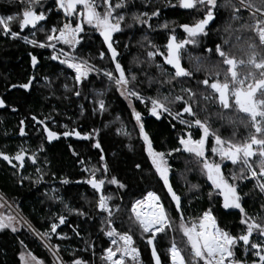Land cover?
Returning a JSON list of instances; mask_svg holds the SVG:
<instances>
[{
    "label": "trees",
    "instance_id": "16d2710c",
    "mask_svg": "<svg viewBox=\"0 0 264 264\" xmlns=\"http://www.w3.org/2000/svg\"><path fill=\"white\" fill-rule=\"evenodd\" d=\"M238 1L230 0L229 4L226 0H217V7L213 9L214 19L206 26V34L198 35L196 44L186 45L181 52V64L192 75L176 79L171 78L174 69L163 62V56L156 55L150 59L147 52L157 49L165 51L164 46L170 35L175 36L177 42L188 38L180 25H191L201 19L205 9L199 6L180 8L179 0H126L125 7L117 9V13L125 15V20L121 31L113 34V47L118 53L116 59L130 82L128 87L139 93L145 99L144 103L134 97L129 99L122 96L114 82L104 76L103 73L113 71L115 65L102 37L90 26L85 25L75 54L88 60L98 71H92L79 85L74 81V71L59 62L63 56L53 60L51 48L25 42L23 37L46 43L45 36L49 29L53 25H62L63 14L55 11L53 0L40 1L36 6L35 10L43 11L46 16L36 29L29 27L21 31L18 23L14 22L11 28L19 33L18 38L0 34V100L4 102V106L0 107V152L10 157L21 149L26 152L23 167L13 168L12 164L17 163L15 160L9 164L0 158V192L10 199L37 231L49 234L44 237L58 249L66 264H71L74 259L86 264H104V250L112 246L111 239L104 234L109 230V225L104 222L107 213L97 207L99 194L85 182L90 178L89 170L93 168L100 169L95 174L96 178L105 180L101 192L111 196L108 201L112 212L111 227L119 233L128 232L140 253L138 262L127 259L125 264H154L151 246L142 238L131 212L132 204L144 198L150 190L161 197L165 211L173 221L172 228L166 233H158L154 240L163 264H170L167 249L173 240L182 250L185 248V238L178 230L179 214L151 165L140 136V127L132 114L133 109L140 113V123L152 148L165 153L169 183L181 198L184 220L197 221L205 210L211 208L221 229L234 236L244 231L246 226L240 223L239 210L222 207L219 192L202 174L196 158L183 151L172 152L181 147L178 138L187 132H191L194 139H199V129L181 124L180 118L174 120L167 112H160L159 118L151 115L148 100L149 97L164 96L171 100L175 95H181L184 98L182 101L168 104L173 114L181 111L187 101L196 113L195 118L201 121L207 118L208 126L222 138L242 141L248 135L251 129L239 122V116L222 110L217 102L204 99L201 94L208 95L211 89L200 83L205 78L210 82L215 78L213 73L219 60L214 53L216 45H222L225 51L234 53L238 60L244 58L239 49L244 40L253 34L241 26L251 24L252 20L250 11L241 7ZM252 3L264 8V0H252ZM230 5L240 8L236 13L239 19H232L233 7ZM22 10L23 5L19 1L0 0V16L22 13ZM98 10L102 11V8ZM155 10H159V14L151 16ZM141 13L149 14L150 19L142 17L148 19V24L133 21L132 16ZM237 35L241 37L239 44L236 43ZM225 40L229 41L228 45L224 44ZM60 47L57 44V49ZM61 48L68 50L66 45ZM100 52L105 53L103 59ZM32 56L37 57L35 66L32 65ZM29 80L32 84L30 90L20 87ZM182 89H191L194 96L189 97ZM75 91H79L80 95H75ZM100 100L104 102L103 110L98 103ZM222 112L231 116L234 123L221 120L217 113ZM33 117L36 119L33 120ZM181 118L185 121L194 119L186 113ZM45 126L56 132L58 138L49 141L43 131ZM21 127L24 129L23 136L20 135ZM73 130L81 135L69 138L63 135ZM85 135L89 139H84ZM97 142L101 145L99 149L94 147ZM211 143L210 136L206 155L210 160L219 161V157L211 155ZM169 152H172L171 156L167 155ZM33 155L35 163L27 158ZM101 155L104 156L103 161L100 160ZM103 165L107 166V172H104ZM227 168V178L232 182L231 175L234 171L239 172V167L230 162ZM112 177L124 187L108 183ZM236 183L247 216L264 218V194L255 187V181L244 179ZM192 185L197 187L193 188ZM61 215L65 217L63 224L58 219ZM52 223L58 225L56 233L50 231ZM253 237L256 242L259 241L256 233ZM23 252L31 253L43 264H55L47 249L25 226H20L15 232L11 228L0 231V264H22ZM182 254L187 255V252L182 251ZM235 256L247 261V264L257 259L250 249L245 250L242 242L236 246Z\"/></svg>",
    "mask_w": 264,
    "mask_h": 264
},
{
    "label": "snow or ice",
    "instance_id": "6c2138e0",
    "mask_svg": "<svg viewBox=\"0 0 264 264\" xmlns=\"http://www.w3.org/2000/svg\"><path fill=\"white\" fill-rule=\"evenodd\" d=\"M226 2L230 4V0H226ZM20 3L23 5L22 13L0 16V34L10 35L11 38L15 39L19 37V33L12 30V23H18L19 29L23 31L29 26L36 29L39 22L46 19L43 11L37 12L35 10L40 0H20ZM55 4L58 9L62 10L65 22L59 27L53 25L49 29L45 36L46 43L23 37L25 42L41 48H51L53 50L51 59L53 60L63 56L64 58L60 59L59 62L74 71V81L79 85L83 79H87L90 72L98 70L95 69L94 65L89 64L88 60L78 58L63 48L57 49V44L66 45L74 51L80 43V34L84 31V25L90 26L103 37V43L107 46V50L111 54L112 63L115 65L114 70L105 71L103 73L104 76L109 81L114 82L117 91L122 96L129 99L134 97L144 103L145 99L128 87L130 82L126 78L121 64L117 62L118 53L111 42L112 34L121 31L122 22L125 20L124 14L117 13V9L125 7V0H117L115 4L111 0H55ZM239 4L250 11L252 20L251 24L245 23L241 26V28L253 34L244 40L243 46L239 49L243 53L244 58L238 60L234 53L225 51L222 45H216L214 53L219 57V60L217 61V70L213 73L215 78L211 82L208 78H205L200 83L211 89L208 95L201 94L204 99L217 102L222 110H229L239 116V122L245 128L251 129L248 135L242 141L222 138L211 130L210 126H208L207 118L204 121L195 118L196 113L187 101L184 102L181 111L173 114L168 104L182 101L184 98L181 95H175L171 100L167 96L163 98L149 97L148 100L151 103V108L149 109L151 115L159 118L160 112H167L174 120L180 118L179 122L181 124H187L189 128L195 126L199 129L201 133L199 139H193L191 132H187L178 138V143L181 147L173 149L172 152L183 151L196 158L202 174L206 176L211 187L218 189L219 195L223 197L222 207L224 209L239 210L241 215L240 223L246 226L241 234L234 236L228 231L221 229L212 215L211 208L205 210L197 221L186 222L184 220L181 198L173 191L169 183V166L165 159V153L157 152L152 148L149 137L140 123V113L136 112L135 109L132 112L140 127V136L144 141L145 151L151 160V165L163 182V187L167 189L168 195H170L172 202L176 205V212L179 214L178 230L185 238V248L182 250L173 240L171 246L167 249V259L170 264H247V261L239 260L235 256V248L240 242H242L246 251L250 249L251 254L257 258L252 261V264H264V218L257 219L247 216L245 209L242 207V197L236 183V181L251 179L255 181V187L259 189L260 193L264 194V8L254 6L252 0H239ZM197 6L205 9L202 18L191 25H180L188 38L177 42L176 37L170 35L167 44L164 46L165 51L157 49L155 52H147V56L150 59L156 55L163 56V62L174 69V73L171 76L172 79L190 77L192 75L181 64V52L185 50L186 45H195L198 35L206 34V26L214 19L213 9L217 7V0H179L180 8L193 9ZM230 6L233 7L232 19H239L240 17L236 13L240 11V8L233 5ZM101 8L102 11H99L98 9ZM257 13L260 15L257 16ZM158 14L159 10H155L151 13V16H157ZM142 17L150 19L148 13L134 14L132 19L136 23L148 24V19H142ZM164 27L167 26L164 25ZM240 41L241 37L237 35L236 43L239 44ZM224 44L228 45L229 41L225 40ZM235 46L233 45V47ZM152 47L155 46L153 45ZM206 51L212 52L213 50L207 49ZM99 55L103 59L105 53L100 52ZM31 61L32 65L35 66L37 57L32 56ZM114 73L118 75H114ZM220 77H223V79L221 80ZM132 79L135 80V77L133 76ZM30 83L31 80H29V83L20 85V87L27 89ZM182 91L187 92L189 97L194 96L191 89H182ZM75 95L79 96V91H75ZM98 103L100 109L103 110V100L98 101ZM3 106L4 102L0 100V107ZM158 110L160 111L158 112ZM185 113L194 117V119L185 121L181 118ZM217 116L221 120L227 119L229 123H234L232 117L227 116L223 112L217 113ZM35 119L33 117V120ZM40 123H43V121ZM21 124H23V121H21ZM43 131L49 141L58 138V134L49 130L47 126L44 127ZM20 133L21 135L24 134L23 127L20 129ZM71 134H75L77 137L81 135L74 130L72 133L67 131L63 133L65 137ZM210 136L212 137L211 155L219 157V161L210 160L206 155V145ZM233 136H235V132ZM83 138L89 139V136L85 135ZM94 147L99 149L101 145L97 142ZM172 152L167 153V155L171 156ZM25 157L26 152L23 149L12 157L0 152V158L9 164H12L13 160L17 162L12 164L13 168L23 167ZM27 158L35 163L34 155ZM100 160H104L103 155L100 156ZM224 161H230L234 166L239 167V172L234 171L231 175L232 182L223 174L222 163ZM103 170L107 172L106 165H103ZM97 171H100V169L93 168L89 170L90 178L85 182L99 194L97 207L100 211L107 213L104 222L109 225V230L104 234L111 239V244L115 246L104 250L102 260L104 264H125L127 258L138 262L139 250L134 246L133 237L128 232L119 233L115 228L111 227L112 212L108 204L111 196H106L101 192L105 180L96 178L95 174ZM62 182L67 183V181ZM108 183L116 184L120 188L124 187L123 184H119L115 177H112ZM191 187L195 188L197 186L192 185ZM211 196L212 193L210 192L209 197L211 198ZM159 200L160 198L154 192H148L143 200L135 201L131 207L132 215L135 217L142 233V238L146 239L148 246H151V260L154 264H163L154 240L158 233H166V230L171 229L173 225V221L162 204L159 203ZM145 207L148 208L147 211L144 210ZM80 214L83 215V213ZM58 219L60 224L65 222V217L62 215ZM14 221L15 217L9 216L5 218L0 216V229L11 228L15 232ZM15 222L18 223L19 221ZM57 227L56 223H52L50 225L51 233H56ZM254 233L259 238L258 242L253 237ZM143 234H147V236L145 237ZM42 235L45 237L49 236L48 233ZM45 247H48L54 256L57 255L58 249L53 251L49 245H45ZM182 251H186L187 255L182 254ZM118 253L119 258H115ZM28 257H30V260L25 261V257L22 254L21 260L25 264H32V262L34 264H43L31 253H28ZM71 264H86V262L74 259Z\"/></svg>",
    "mask_w": 264,
    "mask_h": 264
},
{
    "label": "built area",
    "instance_id": "2783aa9c",
    "mask_svg": "<svg viewBox=\"0 0 264 264\" xmlns=\"http://www.w3.org/2000/svg\"><path fill=\"white\" fill-rule=\"evenodd\" d=\"M14 1H19L20 2V0H14ZM40 1H49V0H40ZM53 1H55V0H53ZM238 1V0H237ZM111 2L113 3V4H115L116 2H117V0H111ZM239 2V1H238ZM125 3H126V0H125ZM254 10V9H253ZM55 11L57 12V13H59V14H63V12H62V10H60V9H58L57 7L55 8ZM258 15H260L259 13H257ZM63 22H65V18H64V15H63V19H62V24H63ZM84 31H85V25H84ZM84 31L80 34V36H81V40H80V42L82 41V35L84 34ZM89 76V75H88ZM149 192H154L159 198H160V196L155 192V191H152V190H150ZM148 193V192H147ZM147 195V194H146ZM146 195H145V197H146ZM144 197V198H145ZM144 198H142V199H139V200H143ZM0 200L2 201V202H5L6 200H7V205L9 206V208H11V209H13L12 207H14L15 208V211H17V212H15V213H17V214H21V216L23 217V218H25L23 215H22V213L18 210V208L13 204V205H11V201H10V199H8L2 192H0ZM11 202V203H10ZM6 203V202H5ZM159 203L160 204H162V206L164 207V205H163V203H162V201H161V199L159 200ZM12 206V207H11ZM144 210L145 211H147L148 210V208L147 207H145L144 208ZM26 219V218H25ZM217 222V221H216ZM25 227L34 235V237L45 247V245H46V243H47V245H49L50 247H52V250L53 251H56V249L46 240V238L39 232V231H37L29 222H28V220L26 219L25 220ZM217 225H218V223H217ZM45 241H43L42 239ZM112 248H114L115 246L114 245H112L111 246ZM46 249H47V251L50 253V255H51V257L53 258V260H54V262H55V264H66L64 261H63V259L61 258V256L58 254V252H57V255L56 256H54L53 254H52V252L51 251H49V248L48 247H45ZM140 254V253H139ZM115 258H119V253L117 254V257H115ZM127 259H130V258H127ZM126 259V260H127Z\"/></svg>",
    "mask_w": 264,
    "mask_h": 264
},
{
    "label": "rangeland",
    "instance_id": "374dc122",
    "mask_svg": "<svg viewBox=\"0 0 264 264\" xmlns=\"http://www.w3.org/2000/svg\"><path fill=\"white\" fill-rule=\"evenodd\" d=\"M59 46H61L62 47V45L61 44H58ZM79 45V44H78ZM60 47V48H61ZM68 47V46H67ZM59 48V49H60ZM76 50V49H75ZM75 50L73 51V50H71V49H69L68 48V50H67V52H70V54H73V55H75L76 56V54H75ZM91 74V72L89 73V75ZM126 98V97H125ZM128 100V99H127ZM129 101V100H128ZM194 139V138H193ZM206 147H207V145H206ZM153 191V190H152ZM142 199V198H141ZM160 199H161V197H160ZM161 201H162V199H161ZM6 202V203H5ZM5 202H2L1 200H0V216H3V217H5V218H7V217H9V216H12V217H15V221H19L18 223H16L15 221L13 222V225H14V227L16 228V229H19L20 228V226H25L24 224H25V218H23L22 216H21V214H17L18 212L17 211H15V208L14 207H12L13 209H11V208H9V206L7 205L8 203H7V200L5 201ZM11 203V202H10ZM163 203V202H162ZM11 205H13V203H11ZM164 205V204H163ZM164 209H165V207H164ZM17 212V213H15V212ZM5 229V228H4ZM3 229H0V231H2ZM33 235V234H32ZM34 236V235H33ZM42 239V238H41ZM43 240V239H42ZM47 240V239H46ZM44 241V240H43ZM48 241V240H47ZM45 242V241H44ZM49 242V241H48ZM50 243V242H49ZM51 244V243H50ZM46 245H47V243H46ZM54 247V246H53ZM55 248V247H54ZM56 249V248H55ZM28 253L29 252H23V256L25 257V261H29L30 260V257H28ZM53 259V258H52ZM54 261V260H53ZM55 263V262H54ZM22 264H25V262L24 261H22ZM32 264H34V262H32Z\"/></svg>",
    "mask_w": 264,
    "mask_h": 264
},
{
    "label": "flooded vegetation",
    "instance_id": "af4514ba",
    "mask_svg": "<svg viewBox=\"0 0 264 264\" xmlns=\"http://www.w3.org/2000/svg\"><path fill=\"white\" fill-rule=\"evenodd\" d=\"M31 86H32V84H30L29 85V88H27V89H31ZM159 111V110H158ZM163 118V117H162ZM70 133H72V132H70ZM74 135L75 134H71V135H69V136H67V138H69V137H74ZM79 139H81V138H79ZM207 148V147H206ZM228 164H230V161H224L223 163H222V171H223V174L225 175V177L227 178L228 176H227V172H228V168H227V165ZM217 192H219V190L217 189ZM221 198H222V204H223V197L221 196ZM241 204H242V201H241ZM226 210H238V209H226Z\"/></svg>",
    "mask_w": 264,
    "mask_h": 264
},
{
    "label": "water",
    "instance_id": "95a60500",
    "mask_svg": "<svg viewBox=\"0 0 264 264\" xmlns=\"http://www.w3.org/2000/svg\"><path fill=\"white\" fill-rule=\"evenodd\" d=\"M43 21H41V22H39V24H41ZM38 24V25H39ZM30 27V26H29ZM29 27H26L25 29H27V28H29ZM114 34V33H113ZM113 34H112V38H111V42H112V44H113ZM102 39H103V37H102ZM20 135H21V133H20ZM23 136V135H22ZM175 204V203H174ZM176 206V205H175Z\"/></svg>",
    "mask_w": 264,
    "mask_h": 264
},
{
    "label": "crops",
    "instance_id": "0c3cea01",
    "mask_svg": "<svg viewBox=\"0 0 264 264\" xmlns=\"http://www.w3.org/2000/svg\"><path fill=\"white\" fill-rule=\"evenodd\" d=\"M17 230V229H16Z\"/></svg>",
    "mask_w": 264,
    "mask_h": 264
}]
</instances>
